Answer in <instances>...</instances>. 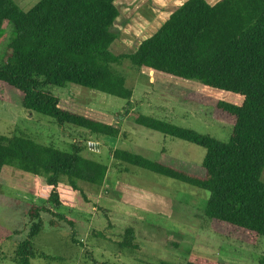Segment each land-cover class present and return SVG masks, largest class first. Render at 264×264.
<instances>
[{"label": "trees", "instance_id": "trees-1", "mask_svg": "<svg viewBox=\"0 0 264 264\" xmlns=\"http://www.w3.org/2000/svg\"><path fill=\"white\" fill-rule=\"evenodd\" d=\"M115 1L37 0L23 10L15 0H0V33L5 22L13 31L0 64V101L9 102L16 93L23 108L59 126L117 138L125 135L119 127L92 109L63 101L49 87L74 83L129 100L132 90L112 66L124 59L164 79L197 81L184 98L211 106L214 120L231 125L227 141L137 110L130 114L138 125L203 147L201 164L177 159L164 148L153 160L122 148L111 149L110 157L117 166L130 164L208 191L202 216L212 231L256 244L264 236V0H185L153 34L120 54L110 50L119 14ZM85 147L73 142L61 149L22 133L0 135V179L15 165L30 174L26 191L33 197L26 236L13 250L15 264L45 257L33 246L43 214L50 215L51 227L60 221L73 227L70 211L78 199L92 203L78 181L101 186L108 166L86 157ZM120 235L119 247L140 248L133 227ZM71 240L81 244L73 235ZM159 264L229 263L190 254L184 262Z\"/></svg>", "mask_w": 264, "mask_h": 264}, {"label": "rangeland", "instance_id": "rangeland-1", "mask_svg": "<svg viewBox=\"0 0 264 264\" xmlns=\"http://www.w3.org/2000/svg\"><path fill=\"white\" fill-rule=\"evenodd\" d=\"M36 1L15 0L23 10ZM183 1L116 0L119 14L112 26L116 39L110 50L115 54L132 51ZM12 37V24L5 22L0 33V64L6 60ZM112 66L125 77L126 86L132 90L129 100L74 83L49 88L63 101L97 112L96 116L119 127L124 136L96 138L80 128L59 126L52 118L23 108L16 93H11L9 102L0 101V135L22 133L38 143L61 149H67L73 142L88 144L83 154L108 166L101 186L78 181L90 193L92 203L78 199L70 211L73 227L63 221L51 227L50 215H42L43 227L34 236L33 246L45 257L36 256L30 263H178L196 254L229 264H264V236L252 245L218 235L208 226L202 216L208 191L130 164L117 166L110 157L111 149L122 148L153 160L164 148L177 159L201 164L203 147L138 125L130 114L137 110L227 141L231 125L214 120L211 106L184 98L199 83L161 78L136 68L128 59ZM90 142L97 145L89 146ZM261 179L264 181V169ZM29 183L30 174L15 165L7 167L0 179V264H15L13 250L26 236L29 226L26 211L33 200L26 191ZM127 226L134 228L138 250L117 244ZM72 235L81 244L73 243Z\"/></svg>", "mask_w": 264, "mask_h": 264}, {"label": "water", "instance_id": "water-1", "mask_svg": "<svg viewBox=\"0 0 264 264\" xmlns=\"http://www.w3.org/2000/svg\"><path fill=\"white\" fill-rule=\"evenodd\" d=\"M92 144L97 145V143H91V142H90V143H89V146H91Z\"/></svg>", "mask_w": 264, "mask_h": 264}]
</instances>
